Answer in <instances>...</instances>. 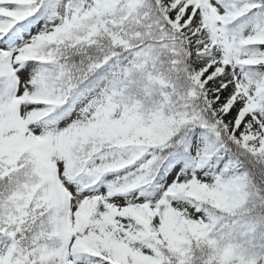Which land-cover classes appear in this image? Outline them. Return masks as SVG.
<instances>
[{
    "label": "snow or ice",
    "instance_id": "snow-or-ice-1",
    "mask_svg": "<svg viewBox=\"0 0 264 264\" xmlns=\"http://www.w3.org/2000/svg\"><path fill=\"white\" fill-rule=\"evenodd\" d=\"M0 264H264V0H0Z\"/></svg>",
    "mask_w": 264,
    "mask_h": 264
}]
</instances>
